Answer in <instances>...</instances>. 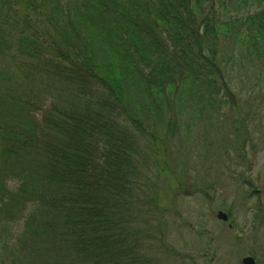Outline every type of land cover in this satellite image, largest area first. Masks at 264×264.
<instances>
[{
  "label": "trees",
  "instance_id": "1",
  "mask_svg": "<svg viewBox=\"0 0 264 264\" xmlns=\"http://www.w3.org/2000/svg\"><path fill=\"white\" fill-rule=\"evenodd\" d=\"M2 6L0 264H142L164 223L161 145L190 111L234 110L236 64L264 74V0Z\"/></svg>",
  "mask_w": 264,
  "mask_h": 264
},
{
  "label": "rangeland",
  "instance_id": "2",
  "mask_svg": "<svg viewBox=\"0 0 264 264\" xmlns=\"http://www.w3.org/2000/svg\"><path fill=\"white\" fill-rule=\"evenodd\" d=\"M261 7L227 10L245 15ZM235 66L234 110L190 111L189 128L161 145L158 162L168 159L170 167L151 178L164 223L142 264H240L247 254L264 261V74L261 64ZM217 210L228 220L217 219Z\"/></svg>",
  "mask_w": 264,
  "mask_h": 264
},
{
  "label": "water",
  "instance_id": "3",
  "mask_svg": "<svg viewBox=\"0 0 264 264\" xmlns=\"http://www.w3.org/2000/svg\"><path fill=\"white\" fill-rule=\"evenodd\" d=\"M217 218L225 221L227 219V214L223 211H218L217 212ZM242 263L243 264H255L253 258L250 256L244 257L242 259Z\"/></svg>",
  "mask_w": 264,
  "mask_h": 264
}]
</instances>
